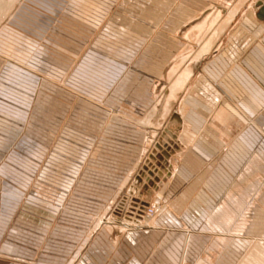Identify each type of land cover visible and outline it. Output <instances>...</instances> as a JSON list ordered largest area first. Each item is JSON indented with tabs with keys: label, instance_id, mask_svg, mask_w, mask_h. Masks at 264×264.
<instances>
[{
	"label": "crops",
	"instance_id": "obj_1",
	"mask_svg": "<svg viewBox=\"0 0 264 264\" xmlns=\"http://www.w3.org/2000/svg\"><path fill=\"white\" fill-rule=\"evenodd\" d=\"M18 1L0 0V160L10 120L19 122L27 142L49 145L53 163L45 181L59 196L44 222L50 231L15 218L20 196L12 205L2 201L0 264H72L78 255L86 264H125L130 257L142 264H232L238 255L229 248L233 237L264 239V232L253 235L264 225V0H177L160 15L147 11L140 49L150 55L159 46L162 58L175 49L176 57L147 60L161 69L158 78H146L155 104L139 108V126L108 140L97 158L119 164L108 173L97 170L93 181L86 179L96 142L92 126L99 130L107 111L116 113L61 87L67 69L55 61L51 36L79 14L67 9L61 15L57 0H49L40 42L2 23ZM42 65L51 69L46 76ZM169 93L170 102L160 104ZM7 173L2 167L3 192L10 191ZM79 187L86 196L77 201ZM212 198L218 207L206 203L207 224L186 232L185 215L195 200ZM236 200L245 209L237 223ZM144 207L157 212L145 218L138 211Z\"/></svg>",
	"mask_w": 264,
	"mask_h": 264
},
{
	"label": "rangeland",
	"instance_id": "obj_2",
	"mask_svg": "<svg viewBox=\"0 0 264 264\" xmlns=\"http://www.w3.org/2000/svg\"><path fill=\"white\" fill-rule=\"evenodd\" d=\"M32 4L36 9L46 8L41 7L37 0ZM176 4L177 0H57L56 8L61 11V15L67 9L75 15L79 14L78 19L60 22L51 35L56 46L55 61L67 69L58 83L74 98L92 106H105L107 110L116 113L111 115L112 113L107 111V116L99 130L97 123L92 126V134L96 142L92 150L90 171L86 178L89 181L98 179L100 173L96 172L97 170L112 171L117 168L119 162H114L113 159L99 161L97 158L99 152L109 145L108 140L116 137L118 132L124 133L126 126H139L140 121L144 119V114L139 108L145 109L155 104L151 91L153 84L146 78L149 74L153 78H158L156 74H160L161 69L160 65L148 66L147 60H173L176 57V50L171 49L166 58H162V48L159 46L153 48L150 55L142 52L140 44L146 40L144 27L146 21L150 20L146 14L154 10L160 15L162 8L168 9ZM159 19L160 16L154 19V23H150L152 29L157 27L155 23L159 22ZM5 21H2L4 25ZM42 67L44 76L51 72L46 65ZM147 67L153 70L154 74L148 72ZM61 115L66 116L65 113ZM57 126L58 128L53 129L55 133L59 129V124ZM22 128V124L10 120V142L0 160V170L3 167L8 172L4 185L10 191H4L5 193L0 191V204L5 200L12 205L18 202L20 196V205L15 211V218L50 231L52 227L44 222L52 218L49 205L55 204L59 192L55 186L45 181L53 163L49 154V145L38 143L39 141H36V145L27 142L22 137ZM128 164L122 161L121 167L124 171H127ZM24 185L25 191L21 193ZM88 188L90 189L91 186ZM81 190L74 194V199L77 201L86 196ZM212 195L217 196L214 192ZM206 203L218 207V202L214 198L203 203L195 200L194 207L185 215L186 232H199L207 224V219L202 215L203 212L206 214L209 212ZM241 206L238 200L233 204L235 208L232 210L233 215L238 218L235 223L244 214L245 209H241ZM9 209L12 210L11 207ZM1 210L0 208V216ZM90 214L92 218L97 217L96 212ZM235 226L242 227L237 224ZM261 229V231L255 230L253 235L264 232V225ZM244 235L247 233L245 232ZM256 239L258 240L233 237L229 248L236 250L238 255L233 258L232 264H264V239L262 237ZM79 256L73 259L72 264H78ZM132 259L142 264L136 257H130L125 264Z\"/></svg>",
	"mask_w": 264,
	"mask_h": 264
},
{
	"label": "built area",
	"instance_id": "obj_3",
	"mask_svg": "<svg viewBox=\"0 0 264 264\" xmlns=\"http://www.w3.org/2000/svg\"><path fill=\"white\" fill-rule=\"evenodd\" d=\"M34 1L36 0H19L16 4V9H14V12L11 14V16H9L5 21V25L21 33H28L34 39L41 42L45 39V31L44 29L40 28V20L48 15H51V7L49 6V0H37L38 4H40L41 7L46 8H33L32 2ZM135 209L136 208H134L133 211H135ZM138 211L141 212V214L145 218H151L156 214L157 208L144 207L141 209L139 208ZM78 264H86L85 260L82 259L81 256H79ZM126 264L139 263L136 260L132 259L129 260Z\"/></svg>",
	"mask_w": 264,
	"mask_h": 264
},
{
	"label": "bare ground",
	"instance_id": "obj_4",
	"mask_svg": "<svg viewBox=\"0 0 264 264\" xmlns=\"http://www.w3.org/2000/svg\"><path fill=\"white\" fill-rule=\"evenodd\" d=\"M177 82V81H176ZM174 83L173 85H172V88L174 89L178 84H179V81L177 82V83ZM181 83V82H180ZM170 98H171V93H169L165 98H164V103H163V99H162V104H164V105H167V103L168 102H170L169 100H170ZM172 99V98H171ZM161 101V100H160ZM159 114V113H158Z\"/></svg>",
	"mask_w": 264,
	"mask_h": 264
},
{
	"label": "water",
	"instance_id": "obj_5",
	"mask_svg": "<svg viewBox=\"0 0 264 264\" xmlns=\"http://www.w3.org/2000/svg\"><path fill=\"white\" fill-rule=\"evenodd\" d=\"M260 18H264V7L260 10Z\"/></svg>",
	"mask_w": 264,
	"mask_h": 264
}]
</instances>
